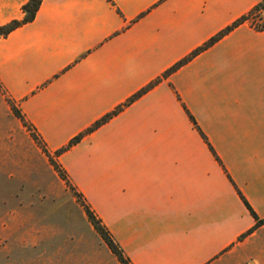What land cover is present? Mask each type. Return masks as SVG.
Masks as SVG:
<instances>
[{"label":"crops","instance_id":"0c3cea01","mask_svg":"<svg viewBox=\"0 0 264 264\" xmlns=\"http://www.w3.org/2000/svg\"><path fill=\"white\" fill-rule=\"evenodd\" d=\"M263 2L42 0L0 39L1 89L49 152L83 135L59 162L131 264H264V30L164 76Z\"/></svg>","mask_w":264,"mask_h":264},{"label":"rangeland","instance_id":"374dc122","mask_svg":"<svg viewBox=\"0 0 264 264\" xmlns=\"http://www.w3.org/2000/svg\"><path fill=\"white\" fill-rule=\"evenodd\" d=\"M259 5L264 12V2ZM254 10L242 17V24L263 31L264 14L253 17ZM157 83H150V89ZM12 108L17 110L0 87V264H120L84 213L90 209L113 239L112 230L98 216L97 203L71 183L59 162L65 152L59 151L66 146L49 152Z\"/></svg>","mask_w":264,"mask_h":264},{"label":"trees","instance_id":"16d2710c","mask_svg":"<svg viewBox=\"0 0 264 264\" xmlns=\"http://www.w3.org/2000/svg\"><path fill=\"white\" fill-rule=\"evenodd\" d=\"M41 2H42V0H28L21 7L22 18L20 20H13V21L5 24V25L0 26V39L1 38H5L7 35H9L14 30L18 29L19 27H22V26H24L26 24L31 23L34 20L37 11L39 10V7L41 5ZM258 8H260V5H258V6L255 7V9H258ZM242 22H243V18H241V19L237 20L236 22H234L230 27L226 28L225 30H223L222 32H220L219 34H217L215 37L211 38L202 47H200L197 50H195L190 56H188L187 58H184L183 60H181L178 63H176L173 67H171L165 73V75H168V74L176 71L177 69H179L181 66H183L184 64H186L191 58L195 57L198 53L206 50L211 45H213L215 42H217L218 40H220L224 35L228 34L234 28H236L237 26L241 25ZM153 85L151 84V85L147 86L145 89H143L142 91L138 92L131 100H129L127 102V105L132 100H134L135 98L140 97L143 93H145L146 91H148ZM12 111L15 114L16 117L22 118V116L20 115V113L18 112V110H16L15 108H12ZM115 114H116V112H114V113H112V114H110V115L102 118L101 120H99L98 122H96L90 129H88L85 132V134L91 133L92 131H94L95 129H97L102 124L106 123ZM82 136L83 135H79V136L73 138L72 140H70V142L68 143V145L66 146V148L60 150L59 153H62L64 151H66L67 149L71 148L72 146L76 145L80 141V139L82 138ZM204 140H205V138H204ZM210 150L212 152V149L211 148H210ZM49 161L51 163V166H53L54 170L61 177H63L62 174H61V172H60V170H59V168L54 164V162L51 161V160H49ZM246 206H247V204H246ZM247 208L249 209L250 213L254 216V214L251 211V209L248 206H247ZM84 213H85V215H86L89 223L92 225V227L94 228V230L98 233V235L100 236V238L106 244L107 248L114 255V257L117 259V261L120 264H131V262L129 261V259L124 256V254H123L122 250L120 249V247L113 241V239L110 236V234L101 225V223L95 217V215L92 213V211L90 209H88V208H85L84 209ZM261 223H263V221H258L256 226L260 225Z\"/></svg>","mask_w":264,"mask_h":264},{"label":"built area","instance_id":"2783aa9c","mask_svg":"<svg viewBox=\"0 0 264 264\" xmlns=\"http://www.w3.org/2000/svg\"><path fill=\"white\" fill-rule=\"evenodd\" d=\"M252 13H253V17L256 16V15L259 16L261 13L264 14V12H263V8L255 9L254 12H251L250 15H252ZM257 16H256V17H257ZM262 27H264V26L262 25ZM259 28H260V27H259Z\"/></svg>","mask_w":264,"mask_h":264}]
</instances>
